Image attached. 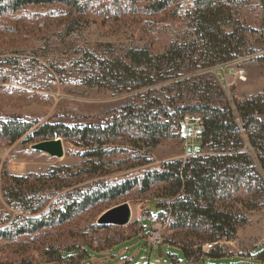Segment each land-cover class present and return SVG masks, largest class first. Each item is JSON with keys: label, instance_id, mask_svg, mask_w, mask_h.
Segmentation results:
<instances>
[{"label": "rangeland", "instance_id": "rangeland-1", "mask_svg": "<svg viewBox=\"0 0 264 264\" xmlns=\"http://www.w3.org/2000/svg\"><path fill=\"white\" fill-rule=\"evenodd\" d=\"M154 1L79 0L73 8L45 3L12 10L8 0H0V264H264V189L258 181L239 184L218 200L246 218L235 223L233 237L190 249L193 256L187 262L181 248L198 240L189 229L174 228L170 212L154 225L160 240L143 230V222L158 218L162 208L156 202L169 205L171 200L154 195L159 184L143 192L139 181L149 170H161L164 162L197 155L201 120L200 114L187 111L192 104L222 98L230 103H246L251 97L264 101V0H224L228 20L223 29L233 59L208 67L199 66L220 48L200 30L195 0H167L168 6L158 11L148 7ZM170 47L178 57L162 72L166 78L154 73V83L142 88L95 81L101 66L131 49L161 54ZM148 106L160 122L170 119L166 137L156 145L141 141L135 146L142 120L123 118L117 137L102 147L105 156L92 159L85 152L98 142L91 147L78 137H56L65 150L59 157L34 149L41 141L28 140V133L11 141L2 132L16 122L26 126L32 121L37 122L29 132L46 123L106 127L127 107ZM241 131L244 149L256 158L242 126ZM13 175L26 178L22 187L12 181ZM135 179L138 183L123 196L99 198V193ZM7 187L23 189L29 211L7 194ZM229 188L225 183L221 192ZM91 194L93 205L73 207L70 218L50 222ZM123 203L132 210L129 223L100 222L104 212ZM30 218L50 220L42 229L17 232ZM205 243L218 245L208 253ZM60 253L66 258L59 259Z\"/></svg>", "mask_w": 264, "mask_h": 264}, {"label": "trees", "instance_id": "trees-1", "mask_svg": "<svg viewBox=\"0 0 264 264\" xmlns=\"http://www.w3.org/2000/svg\"><path fill=\"white\" fill-rule=\"evenodd\" d=\"M78 1L8 0V6L12 10H19L30 4L59 3L73 8L77 6ZM223 2L224 0H195L196 13H199L200 30L206 37L213 38L216 46L220 48L216 56L205 60L199 67H208L233 59L230 41L223 29L224 23L228 20L227 9ZM168 3L167 0H156L150 2L148 7L158 11L166 8ZM172 48L170 47L167 53L161 54H153L147 49H131L127 51L125 57L117 58L116 62H109L101 66L99 72L101 74L95 81L120 88H142L152 84L154 83V73H158L161 78H166V76H162V72L166 71V66L170 61L177 59L178 56H175L176 52ZM179 58L181 57L179 56ZM196 61L192 59V62L196 63ZM189 107L188 112L200 114L203 125L200 134L201 149L197 151V155L186 161L176 159L164 162L161 170H149L145 177L141 180L138 179L143 192H147L154 185L159 184L154 195L171 200L169 205L156 202L162 208L158 216L170 212L175 220L174 228L189 229L197 238L196 243L192 242L190 245L182 246L181 249L184 250L186 257L193 256L190 249L196 246L201 248L204 242H220L224 238L230 240L235 231V223L245 221L244 216L238 218L218 204L220 198L230 194L231 188L242 183H249L254 179L261 185V189H264V181L257 170L259 168L264 176V101L258 97H251L246 103L238 100L230 103L223 98L219 100L201 99ZM164 115L170 116L168 112H165ZM123 118H130L132 122L135 121V118L142 120V123L138 124V131L135 134L137 136V140L133 144L135 146H141V141H148V145H156L161 138L167 136L170 130V122H160L158 114H155L153 108L148 106L127 107V112L114 116L115 122L106 127L77 128L61 123H46L29 132L37 122L32 121L26 126L16 122V124L6 126L2 132L4 135H8L11 141L28 133V140L32 142L51 140L56 137L65 139L78 137L77 140H82L91 147L95 142H98L97 148L85 152V155L92 159L97 156H105L102 147L108 143L111 137H117L118 131L123 128L121 124ZM241 126L249 143L255 149L256 158L244 149ZM249 172H253L255 175L250 176ZM11 179L17 183L20 181L21 187L23 186L22 181L26 180L24 177L15 175L11 176ZM138 180L135 179L133 183L128 182L125 185L112 187L99 193V198L111 200L123 196L126 190L138 183ZM225 183H228L230 188L228 191L221 192ZM11 190L12 194L9 192ZM22 190L14 191L11 187L6 188L7 194L23 201L24 208L27 210L28 200ZM95 201V194L86 195L79 201V204H76L77 202L71 204L64 214L59 217L58 215L54 216L52 221L49 218L46 220L30 218L27 226L17 229V232H32L42 229L48 225V220L56 222L58 218L57 220L63 221L74 213L72 212L73 207L76 209L77 207L85 208L93 205ZM83 249L88 254L92 253L89 246H84ZM215 250L216 247L212 251ZM57 257L59 259L66 258L61 253ZM54 261L56 260L54 259Z\"/></svg>", "mask_w": 264, "mask_h": 264}, {"label": "water", "instance_id": "water-1", "mask_svg": "<svg viewBox=\"0 0 264 264\" xmlns=\"http://www.w3.org/2000/svg\"><path fill=\"white\" fill-rule=\"evenodd\" d=\"M34 149L48 152L53 156H63L65 154L63 141L61 138L44 140L34 144ZM132 217L130 206L127 203L117 205L108 209L100 217L102 224H117L124 225L130 222Z\"/></svg>", "mask_w": 264, "mask_h": 264}, {"label": "built area", "instance_id": "built-area-1", "mask_svg": "<svg viewBox=\"0 0 264 264\" xmlns=\"http://www.w3.org/2000/svg\"><path fill=\"white\" fill-rule=\"evenodd\" d=\"M199 120H197V121H200L201 120V118H198ZM166 122H169L170 121V119L169 118H166V119H164ZM187 123H188V121H187ZM182 124H184L183 122H182ZM202 130H203V125L200 123V125H199V134H201V132H202ZM196 133V132H195ZM197 134V133H196ZM158 218H154V220H151L150 222H143V224H142V226H143V230H145V231H148L149 233H153V230L155 229V224H158L159 222H161V220H165V218H166V214H162V215H160V216H157ZM153 236H150L151 238H153V240H160V238H158L154 233L152 234ZM170 241H172V239H169ZM168 240H166V242H167ZM208 247H207V250L208 251H210L211 249H214V247H215V245H216V243H205Z\"/></svg>", "mask_w": 264, "mask_h": 264}, {"label": "crops", "instance_id": "crops-1", "mask_svg": "<svg viewBox=\"0 0 264 264\" xmlns=\"http://www.w3.org/2000/svg\"><path fill=\"white\" fill-rule=\"evenodd\" d=\"M194 154H196L197 152L195 151V152H193ZM167 247H168V250H171L172 249V247L170 246V245H166ZM179 248V247H178ZM169 254H171V255H173L174 257H175V255L174 254H172V253H169ZM176 258V257H175ZM177 260V259H176ZM204 261V263H206V261L205 260H203ZM186 262H187V257H186ZM196 264H201V261L200 262H198V263H196ZM207 264V263H206Z\"/></svg>", "mask_w": 264, "mask_h": 264}, {"label": "bare ground", "instance_id": "bare-ground-1", "mask_svg": "<svg viewBox=\"0 0 264 264\" xmlns=\"http://www.w3.org/2000/svg\"><path fill=\"white\" fill-rule=\"evenodd\" d=\"M132 211V210H131Z\"/></svg>", "mask_w": 264, "mask_h": 264}]
</instances>
